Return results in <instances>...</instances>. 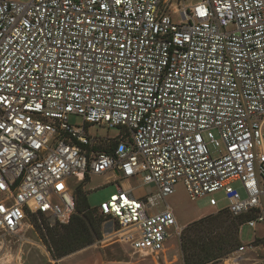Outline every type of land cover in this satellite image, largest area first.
Here are the masks:
<instances>
[{
	"label": "built area",
	"instance_id": "1",
	"mask_svg": "<svg viewBox=\"0 0 264 264\" xmlns=\"http://www.w3.org/2000/svg\"><path fill=\"white\" fill-rule=\"evenodd\" d=\"M176 1L0 0V264H25L12 238L34 216L70 223L76 188L109 171L156 188L117 184L96 207L143 255L182 236L157 209L180 180L192 200L222 190L233 217L264 222V0Z\"/></svg>",
	"mask_w": 264,
	"mask_h": 264
},
{
	"label": "rangeland",
	"instance_id": "2",
	"mask_svg": "<svg viewBox=\"0 0 264 264\" xmlns=\"http://www.w3.org/2000/svg\"><path fill=\"white\" fill-rule=\"evenodd\" d=\"M187 1L190 4H194L198 0ZM180 4H182V0H180ZM173 18L175 21L180 20V17L177 15H173ZM69 121L75 128L82 129L83 119L81 116L70 115ZM86 129L91 136L100 138H116L123 133V130L119 127H109L107 125L90 124ZM113 174L112 171H109L105 174L92 175L80 184L87 192L88 202L92 207L96 208L101 202L107 200L112 193L116 192L117 184L131 183L134 190L140 194L151 191L156 192V188L153 185H143L138 178L126 179L121 177L117 181ZM75 180V178H71L70 180L73 185L75 184ZM233 185L242 192L240 183L237 182ZM211 197L217 199V206L210 204ZM165 203H168L172 208L180 226H187L189 223L198 220L201 216L216 213L228 205V201L225 199V194L222 190L212 195L199 198L196 201L192 200L182 180L175 185L174 192L166 198V201L158 199L157 209H163ZM100 219L102 238L61 259L53 256V252L49 249L48 243L44 242L41 231L35 224L34 231L30 228L25 231L26 241L21 242L18 240V237L12 238L14 249L20 247L22 244L21 247L25 264H184L180 246L181 238H170L165 250L158 255H143L135 252L129 242L121 240L115 234L118 228L116 221L107 217ZM263 238L264 222L258 223L255 228L244 223L241 226L240 239L242 244L246 245V251L240 254L242 259L237 264H264V246L261 243ZM231 256L234 255L232 254L227 258L211 264H233L229 260Z\"/></svg>",
	"mask_w": 264,
	"mask_h": 264
},
{
	"label": "trees",
	"instance_id": "3",
	"mask_svg": "<svg viewBox=\"0 0 264 264\" xmlns=\"http://www.w3.org/2000/svg\"><path fill=\"white\" fill-rule=\"evenodd\" d=\"M75 193L76 213L70 223L54 227L48 224L42 226L39 218L33 217V222L41 231L44 242L48 243L49 249L57 259L102 238L100 218L104 216L89 204L87 192L82 185L76 188ZM252 217V214L233 217L227 209H223L189 223L181 236L183 263L211 264L235 253L242 245L241 226ZM261 243L264 246V238Z\"/></svg>",
	"mask_w": 264,
	"mask_h": 264
},
{
	"label": "crops",
	"instance_id": "4",
	"mask_svg": "<svg viewBox=\"0 0 264 264\" xmlns=\"http://www.w3.org/2000/svg\"><path fill=\"white\" fill-rule=\"evenodd\" d=\"M126 188H128V187H130V186H132V184L131 183H122ZM134 192V194H136L137 196H144L145 194H146V192L144 193V194H140L139 192H137V191H133ZM202 217H204V216H201L200 218H202ZM199 218V219H200ZM186 226V225H185Z\"/></svg>",
	"mask_w": 264,
	"mask_h": 264
},
{
	"label": "snow or ice",
	"instance_id": "5",
	"mask_svg": "<svg viewBox=\"0 0 264 264\" xmlns=\"http://www.w3.org/2000/svg\"><path fill=\"white\" fill-rule=\"evenodd\" d=\"M202 15H203V13H201ZM0 211H3V208L2 207H0Z\"/></svg>",
	"mask_w": 264,
	"mask_h": 264
}]
</instances>
